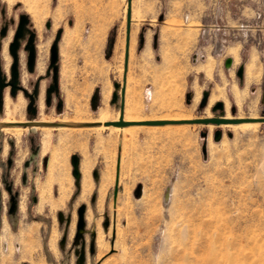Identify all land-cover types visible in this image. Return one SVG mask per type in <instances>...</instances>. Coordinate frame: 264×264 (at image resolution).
Returning a JSON list of instances; mask_svg holds the SVG:
<instances>
[{
	"label": "rangeland",
	"instance_id": "obj_1",
	"mask_svg": "<svg viewBox=\"0 0 264 264\" xmlns=\"http://www.w3.org/2000/svg\"><path fill=\"white\" fill-rule=\"evenodd\" d=\"M125 9L126 0H0L4 82L19 14L28 16L35 33L33 71L26 66L27 34L17 50L19 85L32 93L37 83L35 119L264 116V0H131L120 110ZM58 30V89L47 103L49 51ZM227 56L233 63L223 66ZM3 87L0 120L30 118L29 98ZM204 90L208 98L200 105ZM217 101L222 109H212ZM212 124L0 129V264H264V122L250 128ZM34 145L40 149L22 184ZM9 150L8 180L18 192L14 225L1 180ZM72 153L79 157L77 181Z\"/></svg>",
	"mask_w": 264,
	"mask_h": 264
},
{
	"label": "water",
	"instance_id": "obj_2",
	"mask_svg": "<svg viewBox=\"0 0 264 264\" xmlns=\"http://www.w3.org/2000/svg\"><path fill=\"white\" fill-rule=\"evenodd\" d=\"M130 8H131V0H126V9H125V49H124V59H123V78H122V85L120 87V91H119V98H120V104H119V109L121 110L123 108V102H124V98H123V94H124V89H125V84H124V80H125V73H126V66H127V60H128V44H129V32H130V18H131V12H130ZM19 19L17 22V25L15 27V32L13 34V38L12 40L9 42V47L8 50L10 52V54L12 55L13 61L10 65L9 68V73H10V79L9 81L6 83L4 82L5 79V75L1 72V66H0V111L3 109V101H2V90H3V86L5 84L9 85L10 87V93L9 95L11 96H15L16 93L18 92V90H21L23 95L27 96L29 98V103L26 107L27 111L32 115L30 118L26 119L25 121H20V122H16V121H11V122H5V121H1L0 120V128L2 126H11V125H21L26 127L29 132L34 131V126H40V125H45V126H76V127H83V126H98V124H103V125H117V126H125L126 124H150V125H155V124H165V123H203V124H221V123H238L241 122L243 120H258L260 122H264V116H258L255 118H249V117H241V118H237V117H227L225 118L224 116H218V115H212V116H198L196 118H184L183 120H162V119H155V120H140V121H129V120H123L122 117L119 116L118 119L116 120H112V121H83V122H79V121H61V120H54V121H48V120H36L34 118V113L36 112V106H35V100L34 98L37 95V83H35V87L33 89L32 93H28L27 90L23 87L19 85V72L17 70V63H18V58H17V50L20 46V40L23 39V37L27 34V38H26V44L24 46V48L26 49V66H27V70L28 71H33V67L35 65V46L33 43L34 40V36L35 33L33 30L29 29L27 24H28V16L25 13L19 14ZM46 26H48V22L46 23ZM61 30H58L54 41L52 42V45L50 47V51H49V57H50V62H49V67L51 68V70L53 71L52 74V81L51 83L48 85L49 87L46 89V93H45V100L48 103L49 101V97L51 92L53 91H57L58 89V85H57V39L59 37ZM6 33L5 27L2 26L0 28V38H2ZM155 37V36H154ZM139 40L140 43L143 42L142 40V36H139ZM112 44V42L110 41L109 46ZM1 46V44H0ZM109 50V49H108ZM232 62V59L230 56L225 57L224 62H223V66H228L230 65ZM1 64V62H0ZM243 70L244 67L242 65H239V67L237 68L235 74L237 77H241L243 74ZM115 87H117L116 83H113ZM115 93H112V96H114ZM187 101H189L190 99V94L187 92L185 94ZM201 98H200V102L199 104L202 105L206 102L208 95H207V91L204 90L201 93ZM96 94L93 93L90 97V99L92 100L91 102V106L94 107V100H95ZM223 104L221 101H217L215 103V105L212 107V109L218 108V109H222ZM201 135H205V131L202 130L200 131ZM2 135V131L0 130V137ZM221 135V131L219 129L214 130L213 132V138L215 140H218L219 137ZM8 143L12 146V141L10 139H8ZM1 147V145H0ZM40 149V145H35L32 147L31 151L29 152V155L27 157V160L24 162L23 166H22V184L25 183V179H26V168L28 165H30L31 162H35L36 160V156L39 152ZM202 152H204V144L202 145ZM11 155H12V150H9L7 153V157H6V166L4 171L2 172L1 175V180L2 183L4 185V188L7 190L9 198H8V207H7V215L11 216L13 218V225L15 223V212L17 210L18 207V202H17V195L18 192L17 190H13L12 189V183L11 181L8 180V171L10 169V167L12 166V159H11ZM78 162H79V157H77V155L75 153H72L70 155V163H71V171H72V175L74 176L75 180H79L80 177V171H78ZM93 175H95V173L93 172ZM117 181L115 179L114 182V189H113V195L116 193L117 190ZM31 200L35 202L36 200V196L32 195L31 196ZM83 206H79L77 208V214H78V219L76 222V228L77 231H81V227L83 225ZM59 218L61 219L62 215L60 213H58ZM22 264H26V263H22Z\"/></svg>",
	"mask_w": 264,
	"mask_h": 264
},
{
	"label": "bare ground",
	"instance_id": "obj_3",
	"mask_svg": "<svg viewBox=\"0 0 264 264\" xmlns=\"http://www.w3.org/2000/svg\"><path fill=\"white\" fill-rule=\"evenodd\" d=\"M130 12H131V8H130ZM131 19V18H130ZM129 42H130V32H129ZM7 44V43H6ZM128 48H129V44H128ZM124 49H125V47H124ZM128 56H129V50H128V54H127ZM3 59H6L7 61H8V59H9V57H8V53H6V51L4 50V52H3ZM233 63V61L231 62V64ZM126 67H128V66H126ZM127 69V68H126ZM125 81H126V78H125V80H124V84H125ZM125 90V89H124ZM124 95H125V93L123 94V98H124ZM2 101H3V98H2ZM4 101H5V97H4ZM6 101H7V103L10 101L9 99H8V97H6ZM123 104H124V102H123ZM223 106H224V104H223ZM3 108H4V102H3ZM123 109V108H122ZM135 109V108H134ZM122 115V113L120 114V117H122L121 116ZM207 117H209V116H207ZM225 117V116H224ZM226 118V117H225ZM237 118H241V117H237ZM249 118H255V117H249ZM116 119H118V117H116V118H114V119H106V120H104V119H101V120H97V121H112V120H116ZM123 119V118H122ZM36 120H38V119H36ZM123 120H129V119H123ZM164 120V119H163ZM166 120H169V119H166ZM171 120H176V119H171ZM178 120H181V119H178ZM183 120V119H182ZM20 121H24V120H20ZM19 121V122H20ZM38 121H40V120H38ZM50 121V120H49ZM130 121V120H129ZM5 122H11V121H9V120H7V119H5ZM79 122H81V121H79ZM259 122L260 121H258V120H255V121H252V120H243V121H241V122H238V123H230V122H227V123H221V124H219L220 126L221 125H224V126H227V127H243V128H250L251 126L252 127H255V126H257L258 124H259ZM178 124H187V122H184V123H171V122H169V123H165V126L167 125V126H169V125H178ZM140 125H149V124H136V123H133V124H126L125 126H117V125H103V124H98V126H83V127H78V128H92V127H98V128H101V127H103V128H107V127H113V128H115V129H117V130H129V129H133V128H135V127H139ZM155 125H159V126H163L164 124H155ZM208 125H213V124H208ZM153 126V125H152ZM6 127H9V128H7V129H13V130H15L16 131V133H19L20 132V130L22 129V128H26V127H24V126H21V125H11V126H2L0 129H4V128H6ZM34 127H41V129H49V128H53V127H49V126H45V125H40V126H34ZM54 127H58V128H67V127H69V128H73V127H76V126H63V125H61V126H54ZM78 128H73V129H78ZM50 133V132H49ZM48 142H49V138L48 137H44L43 139H42V152L44 153V151H45V149H46V146L48 145ZM87 164V163H86ZM86 166H90V165H86ZM89 168V167H88ZM88 168L86 169L87 171L85 172V173H88ZM90 169V168H89ZM82 172H83V167H82ZM84 173V174H85ZM86 176H87V174H86ZM84 178H85V176H84ZM43 194V193H42Z\"/></svg>",
	"mask_w": 264,
	"mask_h": 264
},
{
	"label": "flooded vegetation",
	"instance_id": "obj_4",
	"mask_svg": "<svg viewBox=\"0 0 264 264\" xmlns=\"http://www.w3.org/2000/svg\"><path fill=\"white\" fill-rule=\"evenodd\" d=\"M30 142H31V139H30ZM32 143V142H31ZM35 146V145H34ZM32 147L33 146H31V149H32ZM18 196V195H17ZM18 201V200H17ZM9 204V203H8ZM1 207H2V204H1V202H0V212H1ZM8 207V206H7ZM17 209H18V207H17ZM7 211V210H6ZM17 211V210H16ZM6 215H7V213H6ZM15 215H16V212H15ZM14 215V216H15ZM7 216H9V215H7ZM10 217V219L13 221V218L11 217V216H9ZM16 217V216H15ZM0 222H1V216H0Z\"/></svg>",
	"mask_w": 264,
	"mask_h": 264
},
{
	"label": "trees",
	"instance_id": "obj_5",
	"mask_svg": "<svg viewBox=\"0 0 264 264\" xmlns=\"http://www.w3.org/2000/svg\"><path fill=\"white\" fill-rule=\"evenodd\" d=\"M30 139H31V142L33 141V137H30Z\"/></svg>",
	"mask_w": 264,
	"mask_h": 264
}]
</instances>
